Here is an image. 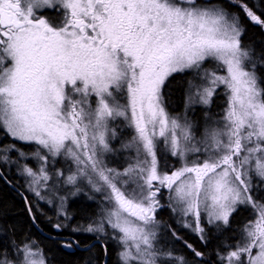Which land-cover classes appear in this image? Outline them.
<instances>
[{
  "label": "snow or ice",
  "instance_id": "obj_1",
  "mask_svg": "<svg viewBox=\"0 0 264 264\" xmlns=\"http://www.w3.org/2000/svg\"><path fill=\"white\" fill-rule=\"evenodd\" d=\"M257 2L0 0V134L35 146H0V163L16 166L37 203L58 200L63 221L71 216L62 190L99 194V222L71 231L98 233L105 257L106 240L115 241L118 264H188L169 246V232L171 244L182 239L177 228L157 218L165 208L205 247L250 210L235 243L221 241L214 259L184 244L193 264H264V50L243 44L244 20L264 29ZM188 72L185 115L173 116L164 88ZM221 86L223 113L206 110L198 135L186 113L210 109ZM121 127L132 134L116 148ZM60 158L67 174L55 167ZM0 180L11 183L3 172ZM24 203L35 225L32 201ZM0 264L50 261L36 239L13 233L0 244Z\"/></svg>",
  "mask_w": 264,
  "mask_h": 264
},
{
  "label": "trees",
  "instance_id": "obj_2",
  "mask_svg": "<svg viewBox=\"0 0 264 264\" xmlns=\"http://www.w3.org/2000/svg\"><path fill=\"white\" fill-rule=\"evenodd\" d=\"M249 2V1H248ZM259 12L261 17L264 19V3L260 2ZM246 25V32L243 36V44L245 46H254L259 52L264 50V34L261 32L259 27L251 25L248 21L244 20ZM259 75L264 78V68H260ZM190 77V72L184 74H175L174 77L169 78L167 86L164 88L165 105L170 114H175L178 112L182 106L184 87L186 80ZM221 101L220 92H216L213 97L210 110L215 111L214 108L218 107ZM218 104V105H217ZM197 109V108H194ZM217 110V109H216ZM2 133V130H0ZM10 142L16 143L17 147L22 148L26 152H31L34 150V145L22 144L18 141H11L6 135L0 134V146L8 144ZM0 172L5 173L11 180V183H5L0 180V244L10 245V241L13 238V233L17 241L23 239L24 237L34 238L39 244L45 249L47 256L49 258L50 264H101L104 260L103 249L100 243H95L88 248H91V252L85 250H76L72 252L66 251L64 248L60 247V239L62 236H72L79 242V248L85 249L90 245L96 237L93 235H88L83 232L73 233L72 228L82 225H86L94 219L96 216V206L94 203L87 202L82 198H77L72 200L68 209L71 213V220L67 223V229H62L57 232L52 228V209L45 208V205L34 203L33 210L36 213L37 223L34 225L29 218L28 212L26 210V205L24 203V196H29L24 192L22 188L23 179L16 174L14 169L6 168L4 164L0 163ZM23 193V196L21 195ZM96 204V203H95ZM33 207V206H32ZM43 209V210H41ZM168 209L163 210V222L170 224L173 219L167 215ZM40 212V213H39ZM50 212V213H49ZM49 213V214H48ZM247 214L246 210H241L236 213L231 221V228L226 230L223 235L219 237H213L207 247L202 246L195 238L194 243L197 250L203 251L206 254L209 252L213 253L212 258H215L214 250L220 246L221 241L227 239L230 243L233 237V232L237 230V224L245 217ZM7 229V231H4ZM71 233V234H70ZM70 238V237H64ZM167 239L169 240V246L175 249V245L171 244V233H168ZM107 244V264H118L114 258V253L112 250V243L106 240ZM180 250L187 253L191 261L189 264H193L194 257L192 253L186 252L184 247H180Z\"/></svg>",
  "mask_w": 264,
  "mask_h": 264
},
{
  "label": "rangeland",
  "instance_id": "obj_3",
  "mask_svg": "<svg viewBox=\"0 0 264 264\" xmlns=\"http://www.w3.org/2000/svg\"><path fill=\"white\" fill-rule=\"evenodd\" d=\"M51 17V16H50ZM213 65L212 64H206L205 67H212ZM192 76V73L190 72V77L186 80L185 82V87H184V95H183V102H182V106L181 108L179 109V111L175 114H171L173 116H180V117H183L185 115V89L187 88V82L188 80L191 78ZM219 92H220V97L221 98V101L222 102V107H221V112H220V107H219V112L221 115L223 113V109L225 108L226 106V102H227V97L224 95V88L223 86H221L219 89ZM217 90V91H218ZM123 102V101H122ZM218 105V104H217ZM194 108H197V109H194ZM217 107L214 108L215 111H212L210 109H205L203 106H200V105H193L191 109H189L187 111V116L190 120L196 122L197 126H198V135L199 134H202L203 133V130H204V120H205V117H204V112L207 110V111H210L211 114H213L214 116H216V112H217ZM119 123L121 124V126L123 125V121H119ZM119 132H120V135L118 137V139H116L115 141H113V146L116 147V148H119L120 147V144L122 141H126L128 139L131 138V129H125L123 127H121L119 129ZM10 138V137H9ZM11 139V138H10ZM13 158H15L16 156V153L13 152L10 154ZM122 158V157H121ZM28 163L29 166L35 168L37 165H36V161L35 160H32V159H29L28 161H26ZM170 163H173L174 160L170 159L169 161ZM5 167L8 169V168H12L14 169V171L16 172V166L15 165H7V164H4ZM110 166H116L115 164H111ZM56 168H61L63 170H65V173H66V169L68 167L67 164L64 163L63 161V158H60L58 163L55 165ZM67 174V173H66ZM22 179H23V183H22V188L24 190V192L29 196V199L32 201V206L34 208V203L37 202V198L34 196V194L32 192H30L26 186V180L24 177L20 176ZM71 191H75V189H72ZM59 195H63L66 197V202H65V208H66V211L68 213L69 216H71V213L69 212V209H68V205L69 203L72 201V200H75L77 198H82L83 200L87 201V202H90V203H94V205L96 206V209H95V212L97 213L96 216L94 217V219H92L91 222H89L88 224L86 225H82V228L81 229H85L88 227V225L90 223H94V222H99V217H100V209H99V200H100V197H99V194L97 193H93L91 191L90 188H88L87 186H85L83 188L82 191H80L79 193H77L76 195H71L70 194V191L69 190H62ZM262 196H264V193L261 194ZM90 196H94L96 197L95 199H89ZM59 203L58 200L54 201L53 205L52 206H49V204H47L46 202L44 201H40L38 204H43L45 205V208L49 209L48 211H50L52 209L53 211V216H52V221L54 223H57V222H61V223H68L69 221H63V218H59L57 217L56 215V205ZM96 203V204H95ZM43 210V209H41ZM40 213V212H39ZM50 213V212H49ZM48 213V214H49ZM158 218V217H157ZM165 223V222H164ZM166 224V223H165ZM53 228V227H52ZM80 228V226H79ZM54 229V228H53ZM62 229H67V227L65 228H62ZM55 230V229H54ZM83 232V231H81ZM110 232V230H109ZM83 233H86V232H83ZM71 234V233H70ZM88 235H93L94 237H96L97 235H99L98 233H86ZM108 242H111L112 244L116 245L118 248L119 246L116 244L115 241L111 240V239H107Z\"/></svg>",
  "mask_w": 264,
  "mask_h": 264
},
{
  "label": "flooded vegetation",
  "instance_id": "obj_4",
  "mask_svg": "<svg viewBox=\"0 0 264 264\" xmlns=\"http://www.w3.org/2000/svg\"><path fill=\"white\" fill-rule=\"evenodd\" d=\"M249 2V4L250 5H253V0H248ZM259 6H260V2H257V3H255V5H254V10L257 12V14L258 15H260V12H259ZM50 18H52V17H50ZM263 19V18H262ZM247 21V20H246ZM249 22V21H248ZM250 23V22H249ZM251 24V23H250ZM251 25H253V24H251ZM253 26H256V25H253ZM256 27H259V29L261 30V32L264 34V29H262L260 26H256ZM218 92H219V90L217 91V94H218ZM222 98V97H221ZM222 102H220V104H219V106L217 107V112H216V115H219L220 114V112H221V107H222ZM219 107H220V112H219ZM126 129V128H125ZM167 209V208H166ZM247 211V214H246V216L245 217H243V219L237 224V226H238V228H237V230H235V231H232L233 233H236V236L234 237H232L231 238V241H230V244H234L235 243V239L236 238H238V229L246 222V220L249 218V212H250V210H246ZM163 215H164V213H163V210L158 214V219L159 220H161V221H163ZM167 215L168 216H170L172 219H173V221H170V225H172L174 228H177V230H178V234L182 237V239L180 240V241H177V242H175L174 243V245H175V249H173L174 251H175V253H177V254H179V255H183V256H185L186 257V259H187V261H191V258H190V256L187 254V253H184L183 251H181L180 250V247H184L185 248V250H186V252H190V253H192L186 246H185V244H184V241L185 240H187L189 243H191L195 248H196V246H195V243H194V239L193 238H195L200 244H202L201 243V241L197 238V236L193 233V232H191L190 230H188V229H182V228H179L177 225H176V222H175V218H173L172 216H171V213H170V211H168L167 212ZM166 225H168V223H166ZM171 233V232H170ZM63 238L64 237H70V238H73L71 235L70 236H65V235H63L62 236ZM75 240V239H74ZM60 241V247H62V248H64L66 251H68V252H72L74 249H76V250H85V249H80L79 248V246L77 247V246H73L71 249H69V248H65V247H63L62 246V241H64V240H62V239H60L59 240ZM99 244V243H98ZM101 245V244H100ZM202 246H204L203 244H202ZM173 248V247H172ZM102 249H103V247H102ZM112 250H113V253H114V258H115V260H116V262L118 263V260H117V253H118V251L120 250L116 245H114V244H112ZM103 256H104V259H105V255H104V250H103ZM192 257H194V254L192 253ZM189 261V262H190ZM189 262H188V264H189Z\"/></svg>",
  "mask_w": 264,
  "mask_h": 264
},
{
  "label": "water",
  "instance_id": "obj_5",
  "mask_svg": "<svg viewBox=\"0 0 264 264\" xmlns=\"http://www.w3.org/2000/svg\"><path fill=\"white\" fill-rule=\"evenodd\" d=\"M66 239H68V238H63V240H66ZM95 242H97V240L96 241L94 240L90 245H92Z\"/></svg>",
  "mask_w": 264,
  "mask_h": 264
},
{
  "label": "bare ground",
  "instance_id": "obj_6",
  "mask_svg": "<svg viewBox=\"0 0 264 264\" xmlns=\"http://www.w3.org/2000/svg\"><path fill=\"white\" fill-rule=\"evenodd\" d=\"M61 239L63 240V238H61ZM68 239H69V238H68ZM93 244H95V243H93ZM93 244H92V245H93ZM92 245H88L87 248L90 247V246H92Z\"/></svg>",
  "mask_w": 264,
  "mask_h": 264
}]
</instances>
